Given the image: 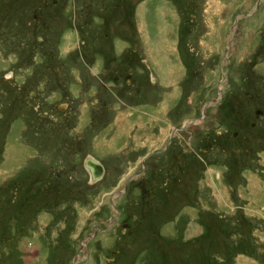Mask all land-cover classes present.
<instances>
[{
    "label": "rangeland",
    "instance_id": "374dc122",
    "mask_svg": "<svg viewBox=\"0 0 264 264\" xmlns=\"http://www.w3.org/2000/svg\"><path fill=\"white\" fill-rule=\"evenodd\" d=\"M83 1L0 0V264H264V0Z\"/></svg>",
    "mask_w": 264,
    "mask_h": 264
},
{
    "label": "crops",
    "instance_id": "0c3cea01",
    "mask_svg": "<svg viewBox=\"0 0 264 264\" xmlns=\"http://www.w3.org/2000/svg\"><path fill=\"white\" fill-rule=\"evenodd\" d=\"M85 2H86V0L83 1V4H84ZM80 3H81V2H80ZM68 7H69V6H67V8H68ZM163 11L167 14V11H168V10H163V9H162V13H161L162 15H164V14H163ZM163 22H164V21H163ZM139 27H140L141 29H143L144 24H142V26H139ZM158 37H159V33H158V31H157V40H159ZM163 39H164V38H162V41H163ZM151 43H152V42H150V40L147 41V38H146V41H144V45L149 44L151 49H150L149 47H146V48L150 49V50L152 51V53H153V52L158 53V54H156V56H158L160 53H162V54H160L159 59H161V58L163 57L164 50H166V47L168 48V47L170 46L169 44L166 45V43H164V44H162V45H158V46H156V45H151ZM153 43H154V42H153ZM154 44H155V43H154ZM159 52H160V53H159ZM152 57H153V58H156L154 55H153ZM163 68H164L165 70H164ZM156 69H157L156 71L158 72V74L161 73V72H163L162 74H160L161 77H162V79H160V80H161L162 82H164L166 79L163 77V75L165 76V74H166V69H168L167 66H166V67H165V66H158V65L156 64ZM171 70H172V69H171ZM169 71H170V70H169ZM171 73H173V71H170V73H169V75H168L170 79L173 78V77L171 78V76H170ZM98 146H101V143L98 144ZM111 146H113V145H111ZM113 147H114V146H113ZM252 264H257V263H256L255 261H253Z\"/></svg>",
    "mask_w": 264,
    "mask_h": 264
},
{
    "label": "bare ground",
    "instance_id": "6f19581e",
    "mask_svg": "<svg viewBox=\"0 0 264 264\" xmlns=\"http://www.w3.org/2000/svg\"><path fill=\"white\" fill-rule=\"evenodd\" d=\"M86 167L89 168V171L91 172L92 181L100 178L101 171L103 168L100 162L96 161V159H94L93 157H90L86 162Z\"/></svg>",
    "mask_w": 264,
    "mask_h": 264
},
{
    "label": "flooded vegetation",
    "instance_id": "af4514ba",
    "mask_svg": "<svg viewBox=\"0 0 264 264\" xmlns=\"http://www.w3.org/2000/svg\"><path fill=\"white\" fill-rule=\"evenodd\" d=\"M126 1H127V0H122V5L119 6V4H118L119 7L115 8V9L118 10V8H120L121 13H123V10H128V9L124 8V7H127ZM130 1H131V0H130ZM85 3H86V2H85ZM85 3H84V4H85ZM92 5H94V4H93V1H92V2H88V3L86 4V6H87L86 8H88V11H90V10H94V9H95V11H96V10H99V9H96V6H95V8H91ZM86 16H87V14H86Z\"/></svg>",
    "mask_w": 264,
    "mask_h": 264
},
{
    "label": "water",
    "instance_id": "95a60500",
    "mask_svg": "<svg viewBox=\"0 0 264 264\" xmlns=\"http://www.w3.org/2000/svg\"><path fill=\"white\" fill-rule=\"evenodd\" d=\"M89 169V168H88ZM91 173V172H90Z\"/></svg>",
    "mask_w": 264,
    "mask_h": 264
}]
</instances>
